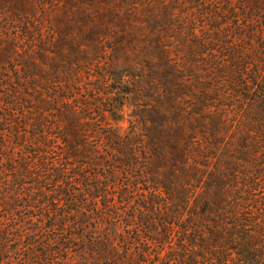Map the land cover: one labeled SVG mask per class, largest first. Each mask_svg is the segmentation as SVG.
Returning <instances> with one entry per match:
<instances>
[{
  "label": "trees",
  "instance_id": "16d2710c",
  "mask_svg": "<svg viewBox=\"0 0 264 264\" xmlns=\"http://www.w3.org/2000/svg\"><path fill=\"white\" fill-rule=\"evenodd\" d=\"M242 8L235 27L240 38L202 43L193 31L200 47L228 51L221 57L222 50L210 48L211 57L195 56L204 58L196 61L202 66L178 68L181 62L168 53L172 46L158 39L162 68L148 63L147 76L160 77V93L155 108L147 107L151 119L141 136L98 128L73 105L76 96L59 95L65 82L49 75L42 86L33 84L39 98L14 95L5 103L0 123L12 131L0 129L8 163L0 174V226L18 206H48L52 223L35 233L61 231L32 264L45 257L46 264H264V193L258 190L264 180V61L248 45L259 37L264 51V0H247ZM29 64L24 69L32 79L46 73ZM121 89L115 88L116 102L126 95ZM230 124L239 135L225 132L233 143L227 148L223 132ZM87 168L93 172L84 173ZM57 206L70 208L58 214ZM127 206H138L134 215ZM77 214L80 221L72 218ZM6 232L0 227V245Z\"/></svg>",
  "mask_w": 264,
  "mask_h": 264
},
{
  "label": "rangeland",
  "instance_id": "374dc122",
  "mask_svg": "<svg viewBox=\"0 0 264 264\" xmlns=\"http://www.w3.org/2000/svg\"><path fill=\"white\" fill-rule=\"evenodd\" d=\"M69 2L70 0H0V118L4 113L2 110L5 103L12 102L14 95L31 100L33 97L39 98L33 84L42 86L43 78L49 75V79L59 78L60 80L55 81L65 82V88L57 89L59 95L76 96L72 100L73 105L81 107L84 113L87 112L93 120H97L98 128L121 136L128 133L141 136L145 132L147 119H151L147 107L155 108V96L160 93L161 81L157 82L160 77L154 74L147 76L150 71L148 63L157 62V56L161 54L158 39L161 37L165 45L172 46L168 53L181 62L178 68L185 66L189 69L191 64L195 66L196 63L202 66L196 61L204 58L195 56L209 52L211 57L210 48L222 50L223 57L228 54L227 49L219 48L217 44L200 47L196 44L199 40L192 38L193 31L196 30L200 35L202 43L216 37L226 44V36L232 34L234 38H240L237 35L240 31H235L236 16H243L242 6L247 0H130L133 7L128 5V0H110V4L104 0ZM242 16L240 21H243ZM170 36L174 39L171 40ZM248 45L260 50L257 58L264 61V51L259 48L261 38L255 37L254 44L248 42ZM18 48L19 53L16 51ZM5 49L11 51L2 57ZM152 54L154 57L148 59L147 56ZM30 62L39 65L38 68L46 72L40 75V79H32V74L25 72L24 66L30 65ZM161 68L157 62V70ZM162 72L165 73V70L162 69ZM131 73H134L133 77L127 76ZM118 74L124 75V80ZM118 87L123 88L121 90H125L126 95L124 100L118 97L120 99L116 102L113 95L116 96L114 92ZM122 101L124 105H121ZM58 106L56 104L54 108ZM28 117L32 119L34 115ZM92 127L95 128V125ZM2 128L12 131L10 127L0 123V129ZM235 131L230 124L223 132L227 148L233 143L232 139H227L225 132L237 137L239 133ZM14 139L15 137L12 142ZM1 144L0 140V146ZM90 145L95 146V139H91ZM108 153L111 155L110 150ZM2 154L4 155V151L1 147L0 174L8 167ZM90 172H93L90 168L84 170V173ZM259 183L258 190L264 193V180ZM74 186L76 189L88 190L83 186ZM143 194L139 192L131 199L136 201ZM127 207L126 212H131L132 215L134 209L138 208ZM57 208L58 214H61L69 211L70 207ZM53 210H49L48 206L16 208L13 217L0 226L1 230L7 231L4 234L5 241L0 245V264L38 262L37 257L45 252L49 239L59 236L61 232L35 233L42 225L49 226L52 223L50 213ZM3 213L4 211L0 212L1 216ZM72 218L79 220L78 214ZM18 224L20 230L16 227ZM55 246L58 245H53L54 248ZM47 262L45 257L40 264Z\"/></svg>",
  "mask_w": 264,
  "mask_h": 264
}]
</instances>
